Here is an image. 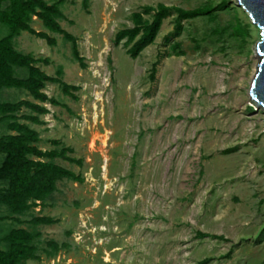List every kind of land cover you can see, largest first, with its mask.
<instances>
[{"label":"rangeland","instance_id":"rangeland-1","mask_svg":"<svg viewBox=\"0 0 264 264\" xmlns=\"http://www.w3.org/2000/svg\"><path fill=\"white\" fill-rule=\"evenodd\" d=\"M222 1L227 7L214 12L213 21L182 22V56L172 55L173 41L164 38L174 15L135 59L122 44L112 45L142 6L190 10ZM60 10L64 19L58 22L77 39L84 68L73 60L70 43L35 19L33 29L56 45L26 32L14 45L47 58L48 66L38 64L47 75L60 67L61 79L79 87L73 100L47 84L44 93L59 105L44 104L49 113L40 117L42 125L29 126L41 150L72 148L80 167L54 162L84 181L58 182L42 207L20 217L57 220L35 228L39 260L24 264H264V237L257 242L264 228V111L249 97L260 30L248 13L236 0H90L88 11L81 0H63ZM236 21L247 30L244 38L233 33ZM17 72L26 76L24 69ZM24 99L32 101L24 90L0 93V101ZM9 226L32 229L5 221L0 236ZM48 241L67 248L49 255Z\"/></svg>","mask_w":264,"mask_h":264},{"label":"trees","instance_id":"trees-1","mask_svg":"<svg viewBox=\"0 0 264 264\" xmlns=\"http://www.w3.org/2000/svg\"><path fill=\"white\" fill-rule=\"evenodd\" d=\"M63 0L48 3L45 0H0V93L4 89L24 90L30 100H18L15 102L0 101V125L6 133L0 135V208L6 214L0 215V223L10 221L20 225L26 223L32 229L9 226L0 236V264H24L29 260H39L37 247L34 242L40 237L35 229L38 226H51L57 220L48 216H34L27 222L20 220V217L36 207H42L55 191L56 184L64 179L73 183L82 184L84 179L54 162L62 160L69 164L80 167L81 159L71 156L72 148L60 147L59 149L41 150L37 145L40 143V136L32 125H42L40 117L47 115L49 111L44 106L48 103L51 106H58V102L44 93L47 84L57 85L62 95L77 100L74 92L79 87L65 83L62 79V69L59 67L55 76H49L42 71L38 64L49 65L47 58H35L31 54H23L16 50L14 41L22 32L45 41L54 47L56 40L42 31H36L31 26L33 19L40 21L41 25L48 31L60 35L71 45V55L81 68H84L83 58L79 55L77 39L63 30L59 20L64 19L60 10ZM228 1H222L216 6L209 3L203 6L186 10L172 6L157 4L155 6H143L138 12L130 15L131 28L117 31L114 35L112 45L122 46L126 54L135 59L149 45H151L160 29L162 21L173 17V28L164 38L165 41L180 36L182 22L198 17L206 16L213 21V13L224 10ZM81 7L88 11L89 0H81ZM234 35L244 38L247 30L236 21ZM242 29L244 33H242ZM5 30L3 34L2 31ZM178 43L170 45L172 55L182 56ZM17 69H24L26 76H19ZM156 73V64H153L149 77L153 81ZM65 107V106H64ZM66 108V107H65ZM22 110L29 111L28 114H19ZM53 146H58V141H51ZM237 150V147L226 150L229 154ZM200 238L210 237L223 240L221 236L197 233ZM264 237V228L260 231L258 243ZM46 247L51 251L47 254H56L66 249V244H57L48 241ZM210 260L203 259L196 264H207Z\"/></svg>","mask_w":264,"mask_h":264},{"label":"water","instance_id":"water-1","mask_svg":"<svg viewBox=\"0 0 264 264\" xmlns=\"http://www.w3.org/2000/svg\"><path fill=\"white\" fill-rule=\"evenodd\" d=\"M253 24L260 30V40L256 44L258 64L252 78L249 97L253 105L264 111V0H236Z\"/></svg>","mask_w":264,"mask_h":264},{"label":"crops","instance_id":"crops-1","mask_svg":"<svg viewBox=\"0 0 264 264\" xmlns=\"http://www.w3.org/2000/svg\"><path fill=\"white\" fill-rule=\"evenodd\" d=\"M89 2H90V0H89ZM104 4H105V3H104ZM145 6H148V5H145ZM142 7H143V6H142ZM139 10H140V9H139ZM139 10H138V11H139ZM138 11H135V12H138ZM132 13H133V12H132ZM132 13H131V14H132ZM131 14H130V15H131ZM173 17H174V16H173ZM168 18H169V17H168ZM166 19H167V18H166ZM130 20H131V19H130ZM164 20H165V19H164ZM164 20H163V21H164ZM163 21H162V22H163ZM172 22H173V18H172ZM161 25H162V24H161ZM131 27H132V22H131ZM131 27H128V28H131ZM160 27H161V26H160ZM172 28H173V25H172ZM120 30H121V29H120ZM159 30H160V29H159ZM118 31H119V30H118ZM171 31H172V29H171ZM171 31H170V32H171ZM170 32H168V33H170ZM168 33H167V34H168ZM167 34H166V35H167ZM181 35H182V32H181L180 36H181ZM180 36H178L177 38L172 39V41H173L172 43H174V42L178 43L177 40L180 38ZM121 44H122V43H121ZM171 56H172V55H171Z\"/></svg>","mask_w":264,"mask_h":264}]
</instances>
